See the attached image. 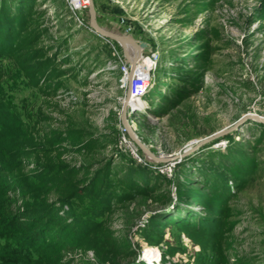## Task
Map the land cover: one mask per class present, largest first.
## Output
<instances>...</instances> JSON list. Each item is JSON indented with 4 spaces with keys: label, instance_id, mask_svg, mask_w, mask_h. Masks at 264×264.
<instances>
[{
    "label": "rangeland",
    "instance_id": "rangeland-1",
    "mask_svg": "<svg viewBox=\"0 0 264 264\" xmlns=\"http://www.w3.org/2000/svg\"><path fill=\"white\" fill-rule=\"evenodd\" d=\"M73 2L0 0L1 19L19 10L28 19L17 37L21 55L0 58V97L14 115L12 135H32L53 162L82 168L77 178L94 179L111 201L96 213L87 196L63 206L79 227L96 226L88 241L102 253L90 259L106 261L123 242L119 250L146 264H264V124L244 122L193 150L245 115L264 118V1L93 0L98 27L122 37L138 70L158 58L144 105L127 114L156 159L122 119V67L133 58L98 35L89 0ZM39 51L44 70L38 60L26 63ZM67 129L72 140H55ZM233 166L245 173L237 182ZM202 181L227 188L230 201L215 204ZM209 210L222 217L209 218Z\"/></svg>",
    "mask_w": 264,
    "mask_h": 264
},
{
    "label": "trees",
    "instance_id": "trees-1",
    "mask_svg": "<svg viewBox=\"0 0 264 264\" xmlns=\"http://www.w3.org/2000/svg\"><path fill=\"white\" fill-rule=\"evenodd\" d=\"M21 6L24 8L25 5ZM20 11L0 18V58L16 57L22 53L17 47L25 42L17 40V37L25 35L28 19L21 17ZM23 11L27 10L24 8ZM261 14L264 15V7ZM3 21L7 23L2 24ZM2 32L6 34L2 36ZM45 57L44 52H35L26 63L38 60L40 70H44L48 67ZM40 78L42 75H37L33 80ZM13 118L9 105L0 97V264H146L137 260L136 251L119 250L123 242L109 249L105 255L108 262L90 259V252L98 257L102 253L101 245H92L88 241L97 230L96 226L79 227V218L73 219V211H64L63 206L70 204L72 207L73 201L87 196L94 202L96 213L102 205L104 211L110 210L113 206L111 201L103 200V193L101 189L98 192L94 179L85 182L77 178L82 168H69L53 162L45 155L46 151L38 150L39 145L32 135H12L8 124ZM72 132L67 129L64 134L58 133L55 140L69 142L73 138ZM244 174L240 167H231L230 177L234 182ZM202 185L208 190L207 196L214 198L215 204L225 205L230 201L232 194L227 188L221 190L205 181ZM205 213L211 219L222 217V214H214L210 210ZM218 230L221 228L217 227Z\"/></svg>",
    "mask_w": 264,
    "mask_h": 264
},
{
    "label": "water",
    "instance_id": "water-1",
    "mask_svg": "<svg viewBox=\"0 0 264 264\" xmlns=\"http://www.w3.org/2000/svg\"><path fill=\"white\" fill-rule=\"evenodd\" d=\"M90 1V16H91V21H92V26L93 28L96 30V32L98 33V35H100L101 37L109 40V41H114L119 43L121 46L123 44V39L122 37L114 34V33H110V32H103L101 30H99V28L96 27V25L98 26V23L96 21V9L94 6V2L93 0H89ZM96 27V28H95ZM137 67H136V63L135 61L133 62V64L131 65V73L128 79V92H127V96H126V101L124 103L123 106V110H122V119H123V123L126 126V128H128L129 130V134L132 137V139L134 140V142L138 145V147L144 152L146 153L149 157L156 159L154 157V155L140 142V140L136 137L135 133L133 132L132 128L129 126L128 122H127V114H128V101H132V96H131V89H130V84H131V80L133 79L134 75L137 73ZM257 122L260 124H264V118L258 116V115H254V114H248L243 116L232 128L228 129V130H224L221 133H217L215 135H213L212 137H210L209 139H205L203 141H201L200 143H198L196 145V147L193 149H199L200 147H202L203 145H205L208 141H212L214 139H217L218 137L222 136L223 134L233 131L235 129H237L241 124H243L244 122ZM176 157H171L170 159L173 160Z\"/></svg>",
    "mask_w": 264,
    "mask_h": 264
},
{
    "label": "built area",
    "instance_id": "built-area-1",
    "mask_svg": "<svg viewBox=\"0 0 264 264\" xmlns=\"http://www.w3.org/2000/svg\"><path fill=\"white\" fill-rule=\"evenodd\" d=\"M72 3L73 0H72ZM158 61L157 56L152 57L150 59V70L148 72L138 70L137 73L134 75L133 79L131 80L130 89H131V96L132 100H140L143 95L145 94L149 83L152 81L153 67L156 65ZM123 75L128 78L131 73V66L128 67L126 64L122 67Z\"/></svg>",
    "mask_w": 264,
    "mask_h": 264
},
{
    "label": "bare ground",
    "instance_id": "bare-ground-1",
    "mask_svg": "<svg viewBox=\"0 0 264 264\" xmlns=\"http://www.w3.org/2000/svg\"><path fill=\"white\" fill-rule=\"evenodd\" d=\"M96 27L99 28L97 25H96ZM96 27H95V28H96ZM99 30L105 32L104 30H102V29H100V28H99ZM123 41H124V40H123ZM122 47L124 48L125 52L133 58V59H132V64H133V62L135 61V63H136V67H137V69H138V66H137V59H136L135 56L132 55V53H131V51L129 50L128 46L125 44V41L123 42ZM137 71H138V70H137ZM127 104H128V107H127V108H128V112H130V111L132 112V111L138 110V109H140V108L144 105V103L142 102V100H132V101H128ZM148 253L151 255L150 258H155V257H156V255L154 254V253H155L154 251L149 250Z\"/></svg>",
    "mask_w": 264,
    "mask_h": 264
}]
</instances>
